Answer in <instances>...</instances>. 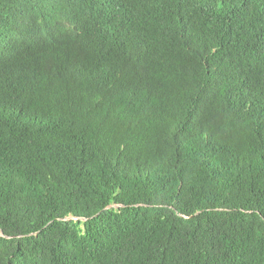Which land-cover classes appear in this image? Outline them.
Segmentation results:
<instances>
[{
	"label": "trees",
	"instance_id": "1",
	"mask_svg": "<svg viewBox=\"0 0 264 264\" xmlns=\"http://www.w3.org/2000/svg\"><path fill=\"white\" fill-rule=\"evenodd\" d=\"M0 264H264V0H0Z\"/></svg>",
	"mask_w": 264,
	"mask_h": 264
},
{
	"label": "water",
	"instance_id": "2",
	"mask_svg": "<svg viewBox=\"0 0 264 264\" xmlns=\"http://www.w3.org/2000/svg\"><path fill=\"white\" fill-rule=\"evenodd\" d=\"M120 206H110L109 208H107V210L108 209H112V208H119ZM65 220H67V221H69V220H71V218H67V219H65ZM82 221H86L85 219H82Z\"/></svg>",
	"mask_w": 264,
	"mask_h": 264
}]
</instances>
